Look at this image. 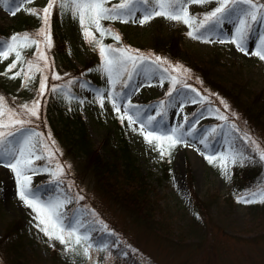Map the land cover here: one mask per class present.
I'll return each mask as SVG.
<instances>
[{"label": "rangeland", "instance_id": "obj_1", "mask_svg": "<svg viewBox=\"0 0 264 264\" xmlns=\"http://www.w3.org/2000/svg\"><path fill=\"white\" fill-rule=\"evenodd\" d=\"M259 1L264 3V0ZM47 2H0V29L7 33L6 39L25 32L36 38L41 22L29 14L28 9L39 11ZM120 2L110 0L108 6ZM216 6V3L190 4L188 10L199 19ZM137 8L143 11V5H137ZM234 22L236 15L226 21V26L222 24L202 29L201 38L194 39L187 35L189 29L183 23L163 17H156L144 25L138 21H103L105 26H110L121 37L116 42L106 36L103 39L105 45L114 48L130 46L149 57L135 68L130 64L117 63L111 84L99 68L101 58L96 46L85 41L78 22L74 23L64 14L57 15L55 8L50 20L51 46L41 44L48 67L34 55L35 45L20 49L23 63H18L11 72H6V69L15 58L14 53L7 59L0 58V96L4 97L9 108L16 110L18 118L31 120L19 130L4 129L13 132V135L7 138L5 145H0V151L19 148L24 139L33 136L34 132L42 134L32 139L33 167L41 169L32 176L33 190L43 201L62 202L60 211L64 222L89 237L81 245L87 247L93 244L87 227L91 214L100 219L104 224L102 226L117 232V235L102 240L101 246L111 243L115 248L121 245L122 239L128 240L140 250L143 264H208L203 247L191 254L185 250L201 238L202 243L209 241L210 236L208 232L205 236L203 234L206 227L209 229V224H205L207 221L203 222L191 209V189H194L200 198L206 200L208 212L219 228L228 232L227 236H223L221 231L213 233L222 239L229 238V254L224 263L264 264V202H259L262 199L260 190L264 189V162L258 159L259 153L264 152V61L254 55H245L232 43L220 42L228 39ZM94 34L100 39L99 33ZM261 36H264V18L252 23L246 48L257 50ZM156 39L164 41L166 51H157L153 47ZM173 42L174 50L171 49ZM157 56L166 62L157 65ZM28 61L34 65L30 71L34 78L28 80L27 87H22L24 73L29 71ZM177 64L188 71L173 70ZM37 67L41 71H37ZM18 71L21 75L10 79ZM53 73L58 74L60 79H52ZM42 77L48 79L45 94L41 97L39 83ZM54 85L57 89H66L75 98L73 104L66 103L62 112L54 109L49 101L51 93L55 92L52 91ZM108 92L113 94L117 103L127 104L130 100L134 107L129 114H138V121L129 126L126 116L121 120L124 109L121 107L119 113L113 109L106 95ZM169 93H172L171 96ZM98 95L104 96L103 106L97 100ZM37 99L41 102L40 118L27 117L21 106H31ZM193 100L196 102L193 103ZM71 111L80 113L92 146L108 161H111L112 149L117 144L116 132L122 131L144 172L157 165L161 154L156 148V141L152 144L145 141L148 129H142L139 121L147 124L148 116L163 112L162 116H157L151 128L156 135H167L178 123L184 125V118H187V124L179 130L184 142L168 149V141H159L165 149L164 156L170 168L169 177L154 187V197L162 207L159 217L183 236L181 247L167 248L157 244L144 225H130L121 201L111 197L96 181L91 169L95 161H90V165L84 158L69 153L56 131L61 135V116ZM222 116L227 119H221ZM231 124L252 138L254 144L246 153L236 149L230 133ZM231 152L243 154L245 162L241 166L230 159L224 161L227 165L226 177L220 167V158ZM207 156L213 157L211 163L205 158ZM3 159L6 157L0 155V160ZM58 164L62 172L58 171ZM250 166L258 167L254 181L250 182L251 188L260 187L255 188L256 195L247 198L257 202L238 203V197L233 193L236 176L242 174L244 179L248 176L244 171ZM188 174L192 178L193 188L188 183ZM65 183L74 187L76 199L65 192ZM244 184L243 181L239 182L241 187L246 188ZM36 215L19 198L11 170L0 167V264H103L105 254L92 255L89 251L84 255L83 250L79 251L75 245L74 238L67 245L49 239L37 227ZM17 237L21 241L17 243L20 252L15 261L9 244ZM66 246L74 247L75 251H65Z\"/></svg>", "mask_w": 264, "mask_h": 264}, {"label": "snow or ice", "instance_id": "obj_2", "mask_svg": "<svg viewBox=\"0 0 264 264\" xmlns=\"http://www.w3.org/2000/svg\"><path fill=\"white\" fill-rule=\"evenodd\" d=\"M5 2V0H0ZM11 2V0H7ZM207 3H216L217 6L211 11L205 12L202 18H199L190 13L188 7L190 4L204 5ZM110 4V0H48L47 4L41 9L35 8L28 9L29 14L34 15L41 22L40 28L36 32V38L28 34L27 32L20 34H13L11 37L0 43V58L7 59L14 53V59L8 64L6 72H11L12 69L17 67L18 63H23L22 54L20 49L31 48L35 45L34 55L44 61L45 67H48V61L44 51L41 49V44H45L48 47L51 46L50 38V20L53 15V9L55 8L56 14H64L74 23L78 22L82 31V35L87 43L94 44L98 49L100 56L99 68L103 71L107 77L108 83H113V70L117 63L130 64L133 68L137 67L138 63L146 61L149 57L142 54L138 49H132L130 46L114 48L112 45H105L103 43L104 37H112L116 42L121 40L119 33L113 31L110 26H105L103 21H117L121 23L136 22L140 25L148 23L150 20L156 17H163L164 19L183 23L188 27L189 31L187 35L194 39H199L202 29H206L210 26L225 25L226 21L233 15H236V22L233 24V29L229 31L228 39H222L221 43H232L238 51L244 52L245 55H254L259 57L261 61H264V36L259 38V45L257 50L250 51L246 48V41L250 36V30L252 23L258 21V19L264 18V3H256L255 0H121L120 3ZM240 4L246 5L245 8H238ZM137 5H143V11L137 8ZM139 12V15L137 14ZM237 12L239 13L237 15ZM15 15V13H13ZM94 29V31H93ZM94 33H99L100 39H97ZM204 42H208L205 40ZM166 61H162V58L155 57V63L161 65ZM34 67L32 61L27 62L28 72L24 73V82L22 87H27L28 80L34 78L30 75L31 69ZM37 71H41L39 67ZM175 71L187 72L188 69L182 68L180 65L174 66ZM23 71V69H22ZM90 71V70H89ZM162 71H166L162 69ZM21 72L14 73L10 79H15L20 76ZM47 77H42L39 83V95L42 97L45 94ZM52 79L59 80L60 76L53 73ZM175 80V78H173ZM57 86L52 87V91H56ZM172 93L168 95L171 96ZM107 98L112 102V107L118 113L121 107L124 109V115L120 116L123 120L125 116L129 121V126L134 122H137L139 115H130L131 109L134 105L131 101L127 104H120L116 102V98L111 92H108ZM201 99H207L201 97ZM97 100L101 106L104 104V96L98 95ZM196 101L193 100V103ZM163 103V102H162ZM223 104L224 102L221 101ZM227 107V105H224ZM41 102L39 99L34 100L31 106L25 104L21 106L23 113L27 117L40 118ZM155 111V110H154ZM218 111V110H217ZM163 112L157 114L162 116ZM157 116H148V123L139 121L142 129L147 128V134L144 139L147 143L152 144L156 141V148L163 156L165 154L164 147L159 141H168V149L174 147L177 143L184 142V137L179 130L187 124V118L185 124H177L176 127L170 129V134L156 135L151 128ZM6 118V119H5ZM221 119H227L222 116ZM31 123L30 119H22L17 117L15 109L9 108L4 102V97L0 96V145H5L8 137L13 135L11 131H5L4 129L19 128L23 125ZM135 130V129H134ZM42 134L34 132L33 136L40 137ZM33 136H28L24 139L23 144L17 149H9L0 151V155L6 157V159L0 160V167L10 169L14 175L15 183L17 185V192L19 198L24 204L34 212H36L35 219L37 220V227L44 232L49 239H56L61 244L67 245L72 238H74L75 245L79 246L83 241H87L89 237L79 231L74 226L67 225L64 222L63 213L60 211L62 202L56 201H43L41 200L33 190L34 186L31 184L32 176L41 171V169L33 167V161L31 159L33 153L31 151ZM48 139H51L49 133ZM55 143L54 141L52 142ZM54 156V153H53ZM210 163L213 157H205ZM222 163L220 167L224 170V175L227 177V165L224 161L231 160L234 164L239 163L243 166L245 157L239 152H231L220 158ZM259 161L264 162V152H260L258 156ZM58 171L62 172V167L57 165ZM47 171V169H43ZM53 175H55L53 173ZM262 199L259 202H264V189L260 190ZM256 195V193H253ZM83 199V197H78ZM66 202V201H64ZM238 203H253L255 200L248 199L247 197H238ZM43 225V227H41ZM67 233V236H65ZM92 244H88L83 248V254L87 255L89 249L92 248ZM75 251L74 247H67L65 251Z\"/></svg>", "mask_w": 264, "mask_h": 264}, {"label": "trees", "instance_id": "obj_3", "mask_svg": "<svg viewBox=\"0 0 264 264\" xmlns=\"http://www.w3.org/2000/svg\"><path fill=\"white\" fill-rule=\"evenodd\" d=\"M255 2L258 4L261 3L259 0ZM238 7L245 8L247 6L240 4ZM7 36V33L0 29V43L3 42ZM163 42L164 41L156 39L153 47L157 51H166V48L163 47ZM173 47L174 42L171 44V49L174 50ZM49 101L52 102L50 104L53 105L54 109L62 112L66 103L73 104L75 98L66 89L62 90L58 88L54 94L51 93ZM60 121L62 125L59 129L61 135L59 131H56L58 139L62 141V144L67 148L70 154L74 155V157L84 158L89 162L95 161L94 164H92V162L89 164H92L91 169L96 181L101 184L100 187L104 189L106 193L111 195L115 200L121 201L120 203L123 204V210L127 213L129 224L135 226L141 225V227L144 225L147 233L156 240L155 243L158 242L157 244L164 245V247L167 248L181 247L184 241L183 236L177 233L171 224L159 217L162 207L159 201L154 197L156 193L154 187H158L156 184H159L163 179L169 177L170 163L166 159L167 157L161 155L157 165H155L153 169H148L144 172L137 162L136 155L131 151L125 134L122 131H117V144L112 149L113 155L111 161H108L92 146L80 113L71 111L67 113L66 116H61ZM231 131V137L236 149L246 153L247 150L252 148L254 142L249 135L238 130L234 124H231ZM34 141L35 143L37 142L36 140ZM165 142L167 143L166 140ZM257 171V166H250L247 171H244L245 174H248V176L244 178L246 180L242 178V174L236 176L237 180L233 187V193L236 195V198L244 196L252 197L253 193H256L257 189L255 188L260 186L251 188L250 182L254 181V176ZM187 180L189 185L193 188L190 174H188ZM240 181L245 183L244 186H246V188L239 185ZM65 192L69 193L73 199L77 198L74 187L67 183H65ZM190 200L194 215L198 216L203 222L207 221V223H205L206 225L209 224V229L206 227V231L203 233L204 236L207 232L210 233V236L209 241L205 243H202L201 238L190 244L185 249L186 253L191 254L197 252L203 247L207 255L206 263L225 264L224 259L229 254V238L223 237L222 239L213 233L215 231H221L223 236H227L228 232L219 228L218 224H216L215 220L208 212L209 208L206 200L200 198L194 189H191ZM90 218L91 221H89V223L91 224L89 225L88 223L87 227L91 232L90 236L93 240V246L89 249L92 255H95V253L98 255L101 253L105 254L106 259H104L103 264H143V257L141 256L140 250L132 246L128 240L122 239L121 245L115 248L112 247L111 243L101 246L102 240H107V237L110 235H117V232L110 227V229H107V227L102 226L103 223L100 219L94 218L91 214ZM20 241L21 239L17 237L16 239H12L9 244V250L13 252L12 259L15 261L20 252L17 244L20 243ZM185 245L186 244H184V246ZM83 247L86 246L84 244L79 245V251H82Z\"/></svg>", "mask_w": 264, "mask_h": 264}]
</instances>
